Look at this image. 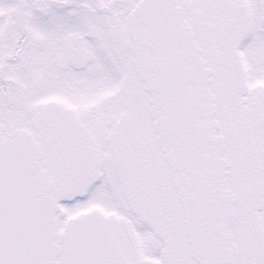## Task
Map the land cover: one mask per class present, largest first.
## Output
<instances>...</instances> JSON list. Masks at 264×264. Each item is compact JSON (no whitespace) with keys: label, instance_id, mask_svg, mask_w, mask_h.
<instances>
[{"label":"snow or ice","instance_id":"1","mask_svg":"<svg viewBox=\"0 0 264 264\" xmlns=\"http://www.w3.org/2000/svg\"><path fill=\"white\" fill-rule=\"evenodd\" d=\"M0 264H264V0H0Z\"/></svg>","mask_w":264,"mask_h":264}]
</instances>
